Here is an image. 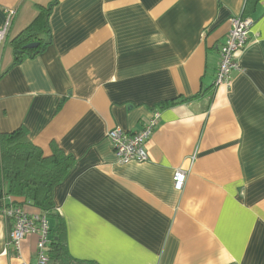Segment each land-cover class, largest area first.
Listing matches in <instances>:
<instances>
[{"label":"crops","instance_id":"0c3cea01","mask_svg":"<svg viewBox=\"0 0 264 264\" xmlns=\"http://www.w3.org/2000/svg\"><path fill=\"white\" fill-rule=\"evenodd\" d=\"M52 1L0 0V27L15 11L0 46V134L23 129L45 157L55 145L75 159L55 189L50 245L58 236L94 264H264V0H54L49 45L12 65L11 41ZM242 14L254 24L240 72L215 88ZM155 111L148 160L119 165L106 134L138 132ZM11 230L0 214V264H36L38 236L15 253Z\"/></svg>","mask_w":264,"mask_h":264},{"label":"trees","instance_id":"16d2710c","mask_svg":"<svg viewBox=\"0 0 264 264\" xmlns=\"http://www.w3.org/2000/svg\"><path fill=\"white\" fill-rule=\"evenodd\" d=\"M56 5L53 0L46 9H40L39 17L11 41L13 63L16 65L26 58L41 54L50 43L48 17ZM44 17L41 22L40 17ZM241 17H247L244 14ZM30 45H35L29 48ZM194 98V97H193ZM191 99H181L170 104L185 103ZM52 154L45 157L42 151L28 139L27 132L18 129L12 133L0 134V213L16 205L7 204L10 198H20L22 205L35 208L47 219H56L54 193L71 173L75 159L65 155L55 145ZM59 223L56 232L59 231ZM49 262L52 264H94L72 259L56 236L50 245ZM49 264V263H48Z\"/></svg>","mask_w":264,"mask_h":264},{"label":"built area","instance_id":"2783aa9c","mask_svg":"<svg viewBox=\"0 0 264 264\" xmlns=\"http://www.w3.org/2000/svg\"><path fill=\"white\" fill-rule=\"evenodd\" d=\"M15 11L6 13V18L0 27V46L7 37ZM254 21L249 17H235L230 20V30L226 36L225 43L219 50V63L217 66L215 88H230L232 84L231 75L240 72L237 55L244 50L250 41ZM159 121V112L155 111L143 124L142 128L135 133H128L120 128H115L106 134L114 156L119 165L130 163H144L148 160L146 144L152 137ZM174 189L181 190L186 180V172L177 169L173 175ZM12 222V230L8 238V247L15 253L19 252L22 241L30 236L37 235L36 264L49 263V221L42 215L30 216L22 207L10 206L0 213Z\"/></svg>","mask_w":264,"mask_h":264},{"label":"water","instance_id":"95a60500","mask_svg":"<svg viewBox=\"0 0 264 264\" xmlns=\"http://www.w3.org/2000/svg\"><path fill=\"white\" fill-rule=\"evenodd\" d=\"M34 46H35V45H30L29 48H32V47H34Z\"/></svg>","mask_w":264,"mask_h":264},{"label":"rangeland","instance_id":"374dc122","mask_svg":"<svg viewBox=\"0 0 264 264\" xmlns=\"http://www.w3.org/2000/svg\"><path fill=\"white\" fill-rule=\"evenodd\" d=\"M50 220V219H49Z\"/></svg>","mask_w":264,"mask_h":264}]
</instances>
